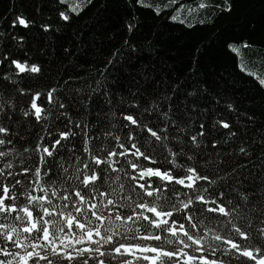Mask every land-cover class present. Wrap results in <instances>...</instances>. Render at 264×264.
<instances>
[{
  "label": "trees",
  "instance_id": "1",
  "mask_svg": "<svg viewBox=\"0 0 264 264\" xmlns=\"http://www.w3.org/2000/svg\"><path fill=\"white\" fill-rule=\"evenodd\" d=\"M201 3L205 7H199ZM157 7L163 9L159 15L153 10ZM61 12L69 15L68 21L61 19ZM20 15L32 21L28 28L13 26ZM129 23L135 25L132 31ZM0 34V56L27 60L42 70L17 75L9 61L0 64V77H10L0 80V105L12 118L0 113V125L10 129L13 144L8 146L12 149L8 159L15 166L13 171L34 166L35 154L24 149L33 148L36 138L46 135L41 125L23 115L31 93L55 87L71 118L101 133L111 130L121 135V113L161 126L160 114L168 111L188 134L199 130V122L206 125L209 134L201 138V147L195 151L185 147L194 159L181 163L203 165L214 178L236 168L221 186L234 203L249 197L247 202L241 200L234 222L250 233V241L243 243L264 247L258 233L264 227V84L260 83L264 78V0H178L174 5L167 0H0ZM229 44L239 48V53H233ZM186 92L194 95L185 99ZM192 99L198 107L189 111ZM220 120L230 123L236 135L227 138L229 130L218 126ZM53 126L63 130L62 123L50 117L46 127ZM169 132L185 136L172 127ZM212 141L219 142L215 149ZM101 143L109 141L101 138L94 146ZM241 147L247 155L239 152ZM205 159L211 162L204 165ZM17 178L27 184L24 177ZM56 181L58 186L60 178ZM121 182L129 185L127 180ZM23 202L21 197L19 203ZM125 211L130 213V209ZM223 219L204 220V225L221 228ZM4 222L17 223L11 217ZM51 258L55 264H67L59 257ZM220 258L225 264H240L229 256ZM102 259L106 264L120 260Z\"/></svg>",
  "mask_w": 264,
  "mask_h": 264
},
{
  "label": "snow or ice",
  "instance_id": "2",
  "mask_svg": "<svg viewBox=\"0 0 264 264\" xmlns=\"http://www.w3.org/2000/svg\"><path fill=\"white\" fill-rule=\"evenodd\" d=\"M67 2L60 0V3ZM167 3L174 5L178 0H167ZM199 7L205 5L201 3ZM153 10L157 15L163 11L158 7ZM71 11L76 12L77 8ZM60 17L64 21L70 18L65 12ZM171 18L177 19L175 15ZM31 23L20 15L13 26L26 29ZM41 27L49 30L47 25ZM134 27L128 24L129 31ZM228 47L233 53L240 51L232 44ZM5 61L9 57L0 56V64ZM9 62L17 75L42 71L39 65L29 64L27 60ZM0 80L7 81L10 77L4 75ZM260 83L264 84V78ZM18 91L26 94L24 89ZM56 92L52 87L46 92L31 93L23 110V115L34 119L46 133L36 138L33 148L24 149L35 154L34 166L13 171L15 166L8 159L12 154L8 146L13 144L10 129L0 125V257H4L0 264H41L42 261L55 264L51 257H59L67 264H89V261L106 264L103 257L120 258L119 264H140L141 261L145 264H225L220 256H229L240 264H264V247L243 243L250 241V233L234 222L237 210L242 208L241 200L247 202L249 197L242 196L234 203L221 186L236 168L214 178L204 171L203 165L181 163V160L194 159L185 152V147L199 149L203 144L201 138L209 134L203 122H199L198 131L188 134L168 111L160 114L164 121L161 126L121 113L122 134L111 130L101 133L88 123L74 121ZM191 95L194 93L186 92L184 98ZM189 103V111L198 107L195 99ZM228 107L231 109L232 105ZM0 113L7 119L12 118V113L5 112L2 105ZM50 117L61 122L63 130L46 127ZM217 124L229 130L227 138L236 135L230 123L220 120ZM170 127L184 133L187 139L170 134ZM75 137H80L78 143L73 142ZM101 138L109 144L94 146V141ZM210 143L215 149L219 142ZM239 152L247 155L244 147ZM210 162L205 159L204 165ZM21 176L26 185L17 178ZM57 177L61 181L58 186ZM122 180H127L129 185ZM105 184L107 188L103 187ZM21 197L23 203H19ZM126 209L130 213L126 214ZM9 217L17 223L4 222ZM221 217L224 218L221 228L204 225V220ZM223 228L229 231L225 233ZM258 233L264 239V227ZM9 246L17 251L10 250Z\"/></svg>",
  "mask_w": 264,
  "mask_h": 264
},
{
  "label": "rangeland",
  "instance_id": "3",
  "mask_svg": "<svg viewBox=\"0 0 264 264\" xmlns=\"http://www.w3.org/2000/svg\"><path fill=\"white\" fill-rule=\"evenodd\" d=\"M192 9H193V7H191ZM194 16V15H193ZM194 18V17H193ZM243 66H245L244 64H243ZM245 67H248V66H245ZM252 70H253V68H251ZM253 71H255V72H259L258 70H253ZM263 73H264V70H263Z\"/></svg>",
  "mask_w": 264,
  "mask_h": 264
}]
</instances>
